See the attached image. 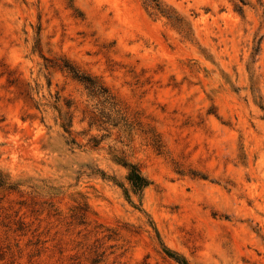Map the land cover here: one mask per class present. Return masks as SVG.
<instances>
[{
  "label": "rangeland",
  "instance_id": "rangeland-1",
  "mask_svg": "<svg viewBox=\"0 0 264 264\" xmlns=\"http://www.w3.org/2000/svg\"><path fill=\"white\" fill-rule=\"evenodd\" d=\"M0 178V264H264V0H0Z\"/></svg>",
  "mask_w": 264,
  "mask_h": 264
},
{
  "label": "trees",
  "instance_id": "trees-1",
  "mask_svg": "<svg viewBox=\"0 0 264 264\" xmlns=\"http://www.w3.org/2000/svg\"><path fill=\"white\" fill-rule=\"evenodd\" d=\"M68 71L72 76L78 80L80 83L86 85L88 89H90L92 92L97 91V84L93 81H90L89 79L85 77H81L77 71L74 69L68 67ZM123 166L127 168L128 170V175H127V182L130 187V192L133 196H135L138 199L139 206L141 202V196L142 192L144 191L145 188L148 187V181L141 175L140 171L136 166L133 165H128L127 163H124ZM5 182L3 179L0 178V188L5 187ZM127 194V193H125ZM128 197V195H127ZM164 253L168 258L173 259L176 263L178 264H187L184 259L181 257L177 256L176 254L170 252L169 250L164 249Z\"/></svg>",
  "mask_w": 264,
  "mask_h": 264
}]
</instances>
